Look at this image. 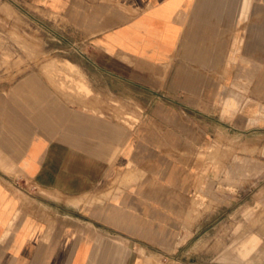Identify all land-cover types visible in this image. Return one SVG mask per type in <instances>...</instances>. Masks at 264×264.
<instances>
[{"label": "crops", "instance_id": "1", "mask_svg": "<svg viewBox=\"0 0 264 264\" xmlns=\"http://www.w3.org/2000/svg\"><path fill=\"white\" fill-rule=\"evenodd\" d=\"M15 1L64 19L90 56L4 49L0 264H161L184 249L181 264H212L230 230L237 249L215 264H241L237 225L208 206L213 184L242 181L241 155L226 172L209 151L248 136L249 181L264 172V0ZM114 98L136 122L106 112Z\"/></svg>", "mask_w": 264, "mask_h": 264}, {"label": "rangeland", "instance_id": "2", "mask_svg": "<svg viewBox=\"0 0 264 264\" xmlns=\"http://www.w3.org/2000/svg\"><path fill=\"white\" fill-rule=\"evenodd\" d=\"M28 8L15 0H0V63H2L0 67L8 62V56L3 55V52L9 46H32L35 52L33 55L35 59L61 56L89 60V52L83 47L82 42L74 35L64 19H58L56 16H51L50 19L45 20L35 18ZM38 12L44 15L42 12ZM104 106L106 107V112L117 119L128 123L137 121L138 114L134 111L131 103L121 102L119 99L114 98L107 105L104 104ZM259 139L264 145V137L258 134L256 141L259 142ZM248 142L249 137L242 135L240 151H235L232 148L234 146L232 144L224 145L223 150L220 147L210 148L209 157L220 155L219 163L224 162L226 164V172L231 170L230 167H227L229 163L238 162V159H231L229 156L240 153L242 181L239 183L213 184L216 188L214 192H216L218 199H215V202L210 199L208 206L211 208L219 202L218 205H222L226 212L225 222L237 225L236 228L239 230L241 238L239 247L241 264H248L250 252L256 253V264H264V172H258L256 178L249 181L248 169L243 167L248 163L244 160V157L250 152L245 148ZM250 153L254 152L251 151ZM256 153L258 161L259 159L264 160V149L258 150ZM212 161L215 163L218 159H212ZM22 184L26 190L37 192V188L29 182L22 181ZM202 201L200 196L197 197V206L202 205ZM227 213L229 214L227 215ZM255 230H257L258 237L256 246L249 250L248 238L250 234L254 235L252 232ZM220 233L223 234V232ZM232 234L231 230L224 232V240H221L224 246L218 247L216 242H214V245L210 242L212 247L209 249V258L213 260L212 264L217 262V254H232L233 250L237 249V247L233 246ZM235 234H238V232H235ZM261 234H263L262 237L260 236ZM191 255L192 253L186 252L184 249L179 253L177 262H174V259L169 254L162 255L161 264H181L183 261L190 260L192 258ZM198 264L200 263L198 262Z\"/></svg>", "mask_w": 264, "mask_h": 264}, {"label": "bare ground", "instance_id": "3", "mask_svg": "<svg viewBox=\"0 0 264 264\" xmlns=\"http://www.w3.org/2000/svg\"><path fill=\"white\" fill-rule=\"evenodd\" d=\"M75 113V112H74ZM71 119V118H70ZM75 120V119H74ZM88 120V119H87ZM83 121V120H82ZM91 123V122H90Z\"/></svg>", "mask_w": 264, "mask_h": 264}]
</instances>
